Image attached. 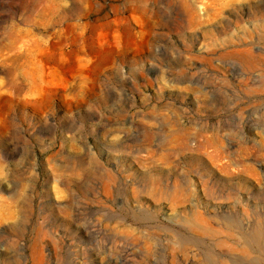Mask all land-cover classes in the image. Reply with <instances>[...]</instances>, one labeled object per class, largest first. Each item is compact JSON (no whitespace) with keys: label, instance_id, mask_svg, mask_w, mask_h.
<instances>
[{"label":"rangeland","instance_id":"1","mask_svg":"<svg viewBox=\"0 0 264 264\" xmlns=\"http://www.w3.org/2000/svg\"><path fill=\"white\" fill-rule=\"evenodd\" d=\"M0 264H264V0H0Z\"/></svg>","mask_w":264,"mask_h":264}]
</instances>
